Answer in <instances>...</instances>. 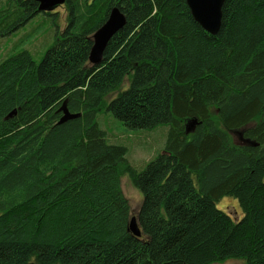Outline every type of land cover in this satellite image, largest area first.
Segmentation results:
<instances>
[{
	"label": "trees",
	"instance_id": "1",
	"mask_svg": "<svg viewBox=\"0 0 264 264\" xmlns=\"http://www.w3.org/2000/svg\"><path fill=\"white\" fill-rule=\"evenodd\" d=\"M112 8L125 23L90 65ZM38 15L52 29L40 60L24 47L34 30L0 57V264H264V0H224L214 35L184 0L44 13L0 0V40ZM101 111L130 131L165 127L161 150L136 170ZM122 176L141 195L137 238Z\"/></svg>",
	"mask_w": 264,
	"mask_h": 264
},
{
	"label": "rangeland",
	"instance_id": "2",
	"mask_svg": "<svg viewBox=\"0 0 264 264\" xmlns=\"http://www.w3.org/2000/svg\"><path fill=\"white\" fill-rule=\"evenodd\" d=\"M59 15L62 16L61 9H57ZM30 30H34L33 35L24 40V47L33 53L32 57L35 61L40 60V56L45 49L51 44L52 41V29L50 28V22L42 15H38L27 26L19 30L11 37L0 40V57L6 52L8 47L17 39L22 37L23 34L28 33ZM125 84H123V87ZM101 126L106 131L108 139L111 141H117L116 143L125 146L127 153L126 159L130 165L136 170H141L144 165L150 160L156 151L161 150L162 142L165 134V127L158 126L151 132L143 131H130L116 122L108 113L101 111ZM193 122V120H191ZM187 121L185 123V132L188 133L191 130L192 122ZM233 138L237 140L238 136L235 133H231ZM148 136V137H145ZM120 188L124 198L127 200L131 216H135L138 210L141 195L135 190L129 183L127 176L120 178ZM217 209L227 213L231 219H238L240 217V211L235 201L223 198L217 204ZM236 261H226L222 264H237Z\"/></svg>",
	"mask_w": 264,
	"mask_h": 264
},
{
	"label": "water",
	"instance_id": "3",
	"mask_svg": "<svg viewBox=\"0 0 264 264\" xmlns=\"http://www.w3.org/2000/svg\"><path fill=\"white\" fill-rule=\"evenodd\" d=\"M37 3V12H49L62 6L65 0H33ZM194 22L209 35H214L219 29L221 18V7L224 0H184ZM125 20L123 14L117 9L112 8L106 16L105 21L92 35V45L88 54V63L96 66L100 63L102 52L110 38L122 28ZM13 114V112L11 113ZM10 116V115H9ZM78 117L64 113L60 121H65ZM238 138L240 133L234 132ZM248 142V141H244ZM127 230L134 237H139L140 233L136 226L134 217L128 222Z\"/></svg>",
	"mask_w": 264,
	"mask_h": 264
}]
</instances>
